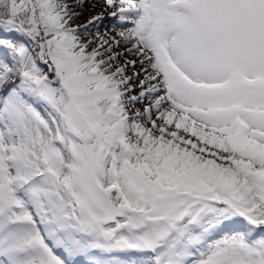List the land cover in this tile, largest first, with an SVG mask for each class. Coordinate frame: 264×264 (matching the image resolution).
<instances>
[{"label":"snow or ice","instance_id":"snow-or-ice-1","mask_svg":"<svg viewBox=\"0 0 264 264\" xmlns=\"http://www.w3.org/2000/svg\"><path fill=\"white\" fill-rule=\"evenodd\" d=\"M0 264H264V0H0Z\"/></svg>","mask_w":264,"mask_h":264}]
</instances>
